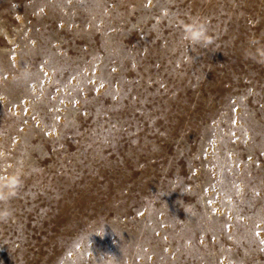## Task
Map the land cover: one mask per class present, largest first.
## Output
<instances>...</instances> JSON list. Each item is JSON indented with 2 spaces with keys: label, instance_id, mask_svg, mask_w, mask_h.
<instances>
[{
  "label": "rangeland",
  "instance_id": "1",
  "mask_svg": "<svg viewBox=\"0 0 264 264\" xmlns=\"http://www.w3.org/2000/svg\"><path fill=\"white\" fill-rule=\"evenodd\" d=\"M252 38L264 0H0V264H264Z\"/></svg>",
  "mask_w": 264,
  "mask_h": 264
},
{
  "label": "clouds",
  "instance_id": "2",
  "mask_svg": "<svg viewBox=\"0 0 264 264\" xmlns=\"http://www.w3.org/2000/svg\"><path fill=\"white\" fill-rule=\"evenodd\" d=\"M175 26L181 30L182 39L193 45L207 46L212 42L204 19L193 17L188 22L177 19ZM249 44L256 47L254 50L252 47L244 49L243 58L264 65V45H260L257 38L250 39ZM22 183L21 176L17 173L0 175V221H6L13 215L9 202L17 195Z\"/></svg>",
  "mask_w": 264,
  "mask_h": 264
}]
</instances>
